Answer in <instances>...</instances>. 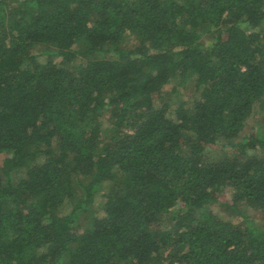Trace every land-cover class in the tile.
<instances>
[{
    "label": "trees",
    "instance_id": "obj_1",
    "mask_svg": "<svg viewBox=\"0 0 264 264\" xmlns=\"http://www.w3.org/2000/svg\"><path fill=\"white\" fill-rule=\"evenodd\" d=\"M258 104L264 0H0V264H264Z\"/></svg>",
    "mask_w": 264,
    "mask_h": 264
},
{
    "label": "rangeland",
    "instance_id": "obj_2",
    "mask_svg": "<svg viewBox=\"0 0 264 264\" xmlns=\"http://www.w3.org/2000/svg\"><path fill=\"white\" fill-rule=\"evenodd\" d=\"M204 42H209L211 40V36L210 35H206L203 37L202 39ZM134 42H137V39L135 37H130L127 39V42L124 43L125 44H133ZM79 45V44H77ZM76 45V47H77ZM36 52L40 53L41 49L40 47L35 48ZM166 91H164V93L160 96V98H155V102L158 104L160 102V100L163 101H168L170 103H172V106H175L176 104H178L180 101L184 100H190L192 98V96L194 95V89L193 86L190 83H186L185 85H179L176 87L175 90H173V85L169 84L166 85ZM263 117H264V105H257L256 106V119H255V127L258 128V126L260 125V123L263 121ZM107 125H110V122L107 123ZM103 201V197L102 195L99 193L97 195L95 204L93 205V208H96L97 206H99L101 204V202ZM251 218L253 219V221L255 223H258L260 225L264 226V218L262 217V215L259 212L254 213ZM79 219V225L80 227L83 228V224L84 222V215L83 214H79L78 216ZM233 221L235 222H240L243 221L242 218L238 215L233 216Z\"/></svg>",
    "mask_w": 264,
    "mask_h": 264
}]
</instances>
